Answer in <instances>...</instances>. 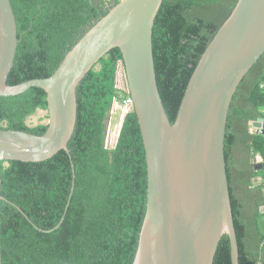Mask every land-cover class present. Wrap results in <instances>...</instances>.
<instances>
[{"label":"trees","instance_id":"1","mask_svg":"<svg viewBox=\"0 0 264 264\" xmlns=\"http://www.w3.org/2000/svg\"><path fill=\"white\" fill-rule=\"evenodd\" d=\"M10 1L19 38L11 86L51 77L83 36L118 4ZM237 3L163 0L153 50L159 91L172 123L199 61ZM121 63L122 54L114 49L96 65L100 69L95 67L79 84L69 154L61 151L39 163L0 164L6 199L0 203L2 264H134L148 199L146 151L134 109L124 118L115 148L105 146L106 122L115 101L120 95L130 97L116 86ZM263 80L264 56L239 86L227 123L225 155L239 264H264V191L253 190L252 182L264 173V136L250 132L251 122L264 119V93L259 90ZM37 110L48 111L42 89L0 97V130L44 135L47 125L26 124ZM256 156L262 158L260 164ZM214 264H232L228 235L220 242Z\"/></svg>","mask_w":264,"mask_h":264},{"label":"water","instance_id":"2","mask_svg":"<svg viewBox=\"0 0 264 264\" xmlns=\"http://www.w3.org/2000/svg\"><path fill=\"white\" fill-rule=\"evenodd\" d=\"M117 1L51 77L11 86L18 29L11 1L0 0V97L39 88L47 95L49 113L42 136L0 130V164L39 163L61 151L69 154L78 118L77 88L106 55L119 49L148 175L147 211L134 264H214L225 235L230 238L232 264H239L225 140L233 98L264 56V0H238L199 61L174 123L159 91L153 50L163 0ZM250 125L264 134L263 118ZM74 190L75 182L66 212ZM5 200L0 172V203Z\"/></svg>","mask_w":264,"mask_h":264},{"label":"rangeland","instance_id":"3","mask_svg":"<svg viewBox=\"0 0 264 264\" xmlns=\"http://www.w3.org/2000/svg\"><path fill=\"white\" fill-rule=\"evenodd\" d=\"M100 69V66L96 67V70L98 71ZM118 89L125 90L126 86V76H125V70L122 65V63L119 66L118 70V81H117ZM127 98H124L120 95V98L118 101H116L113 105L112 111L108 115L107 119V130H106V139H105V146L109 150H112L115 148L118 137L120 134V130L122 128V124L124 121V118L126 114H128L133 107L130 105L125 104V101ZM26 124L30 128L37 127L39 125H48L49 124V113L45 110H37V112L30 116ZM3 126H6V123L3 124ZM4 166H8V163H5Z\"/></svg>","mask_w":264,"mask_h":264},{"label":"built area","instance_id":"4","mask_svg":"<svg viewBox=\"0 0 264 264\" xmlns=\"http://www.w3.org/2000/svg\"><path fill=\"white\" fill-rule=\"evenodd\" d=\"M117 81H118V75H117ZM117 88H118V85H116ZM125 88V91L130 95V91H129V88H128V85H127V80H126V86L124 87ZM259 90L264 93V80L262 82H260L259 84ZM125 101V104L127 105H130L133 107V101L131 99V96L129 98H127ZM116 102V101H115ZM251 133H256V134H260L262 136H264V134L262 133V130H258L256 128H254L252 125H251V130H250ZM108 149V148H107ZM263 183H264V180H263ZM261 247L264 248V240L261 244Z\"/></svg>","mask_w":264,"mask_h":264},{"label":"crops","instance_id":"5","mask_svg":"<svg viewBox=\"0 0 264 264\" xmlns=\"http://www.w3.org/2000/svg\"><path fill=\"white\" fill-rule=\"evenodd\" d=\"M255 161H256L257 164H260L262 162V158L260 156H256ZM259 169H262V167H260ZM263 180H264V173L261 176L257 177L256 179H254L252 181L253 182V187L259 186V187L263 188V191H264ZM261 213H264V205L261 207Z\"/></svg>","mask_w":264,"mask_h":264}]
</instances>
